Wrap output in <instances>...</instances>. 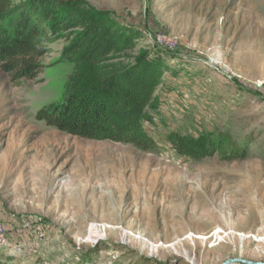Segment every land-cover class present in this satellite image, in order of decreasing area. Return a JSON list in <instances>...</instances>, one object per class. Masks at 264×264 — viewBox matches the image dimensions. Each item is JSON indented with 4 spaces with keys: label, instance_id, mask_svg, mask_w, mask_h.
Returning <instances> with one entry per match:
<instances>
[{
    "label": "rangeland",
    "instance_id": "1",
    "mask_svg": "<svg viewBox=\"0 0 264 264\" xmlns=\"http://www.w3.org/2000/svg\"><path fill=\"white\" fill-rule=\"evenodd\" d=\"M141 33L163 82L156 146L70 135L36 119L61 101L65 38L34 79L0 68V260L7 264L264 262V0H86ZM223 130L239 155L196 160L171 132ZM230 264H245L232 262Z\"/></svg>",
    "mask_w": 264,
    "mask_h": 264
},
{
    "label": "trees",
    "instance_id": "2",
    "mask_svg": "<svg viewBox=\"0 0 264 264\" xmlns=\"http://www.w3.org/2000/svg\"><path fill=\"white\" fill-rule=\"evenodd\" d=\"M141 37L86 0H0V68L13 85L43 72L41 58L50 43L68 41L62 56L74 66L61 101L43 105L36 119L70 135L148 150L156 140L145 128V113L157 98L165 62L160 54L136 48ZM168 141L196 160L239 155L233 134L223 130L174 131Z\"/></svg>",
    "mask_w": 264,
    "mask_h": 264
},
{
    "label": "water",
    "instance_id": "3",
    "mask_svg": "<svg viewBox=\"0 0 264 264\" xmlns=\"http://www.w3.org/2000/svg\"><path fill=\"white\" fill-rule=\"evenodd\" d=\"M232 262H242L245 264H264V262L250 261V260L241 259V258H232V259L226 260L223 264H230Z\"/></svg>",
    "mask_w": 264,
    "mask_h": 264
}]
</instances>
